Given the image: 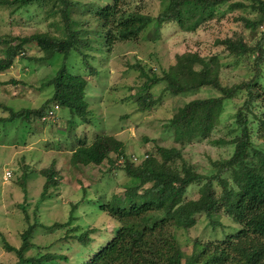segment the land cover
I'll use <instances>...</instances> for the list:
<instances>
[{
    "label": "trees",
    "instance_id": "obj_1",
    "mask_svg": "<svg viewBox=\"0 0 264 264\" xmlns=\"http://www.w3.org/2000/svg\"><path fill=\"white\" fill-rule=\"evenodd\" d=\"M77 5L75 0H0V7H8L13 13H27L26 22L36 26L48 23L51 16L58 14L65 31L63 37L47 29L28 35L10 32L0 35L3 47L0 72L10 69L17 57L49 61L56 53L62 54L61 67L45 84H52L54 89L49 101L66 108L64 130L79 128L81 135L69 147L72 150L67 156L69 173L74 176L76 168L100 166L106 160L109 163L107 177L114 179L123 172L130 180L120 195L114 191L110 194L96 191V199L92 201L96 213L113 223L105 245L98 249L91 246L94 229L79 232L78 224L69 228L78 216L73 214L78 202L69 204L67 219L47 222L46 215L40 214L44 206L36 203L29 214L27 206L30 205L26 206L23 195L19 205L23 224L3 227L5 234L15 233L19 245L10 244L0 230L3 247L15 254L14 264H70L71 257L80 264H264V0H169L156 16L140 11L138 4L134 5L135 10H130L129 0H111L95 9L101 29L93 36L83 35V29L73 28L70 10ZM34 7L40 11H32ZM191 7L198 13L197 17L192 12L189 14L193 21L187 28L193 32L197 31L200 21L221 19L236 11L234 20L240 28L228 37L216 39L215 43L223 45L226 58H230L225 65L245 69L241 79L233 84L221 82V69L225 67L221 53H176L170 65L159 66L158 70L138 60V76H144L145 81L139 92L120 98L119 103L124 104H118L117 109L129 110L128 106L132 105L133 113L137 114L162 105L165 95L192 96L203 88L207 96L186 101L170 118L161 121L162 131L169 134L167 145H159L153 138L142 139V142H155L153 152L127 153L124 141L115 133L94 135L100 122L95 116L96 110L103 108L107 96L112 104L118 96L107 85L100 90L106 97L95 102L94 111L89 109L86 90L91 86V78L109 80L111 76L107 59L100 61L108 54L101 47L117 40L138 41L139 34L152 24L156 33L165 22L185 26L183 13L191 11ZM44 8L49 15H42ZM24 49L34 50L35 55H28ZM69 56L80 61L81 64L78 61L74 64L87 69L90 76L80 73V69L77 74L71 73L66 62ZM17 82L11 78L0 81ZM0 109V121H4V125L15 116L27 122L28 138L30 132H34L33 121L53 123L52 117L44 113V104L36 109L13 111L0 103ZM7 110L9 113L3 114ZM55 119L57 122L58 117ZM197 143H203L205 163H187L182 149ZM44 144V147L55 148L50 139ZM60 144L58 139V149ZM224 146L228 149L227 156L216 157L210 153L212 147L217 150ZM56 152L51 157V165L38 173L45 178L41 195L44 198L50 195L61 206L64 199H58L55 190L60 151ZM112 153L116 154L114 160ZM134 156L141 158L138 163L133 160ZM119 157L124 162L115 164ZM196 166L201 170H196ZM33 171L30 167L24 169L20 175L21 187ZM187 194L194 196L186 200ZM201 225H204L203 231L185 237L183 244L191 246L190 253L185 255L175 230L198 232ZM62 229H66L62 237L50 243L39 241V235L55 234Z\"/></svg>",
    "mask_w": 264,
    "mask_h": 264
},
{
    "label": "rangeland",
    "instance_id": "obj_2",
    "mask_svg": "<svg viewBox=\"0 0 264 264\" xmlns=\"http://www.w3.org/2000/svg\"><path fill=\"white\" fill-rule=\"evenodd\" d=\"M168 1L129 0V9L132 11L135 10L134 5L136 6L138 4L140 5V11L148 13L151 16H156L164 9ZM75 2L78 5L70 10L73 28L83 29V35L88 33L89 36H93L97 30L101 29L99 22L95 18V9L104 6L105 3L111 2V0H75ZM31 10L40 11L36 7ZM10 11L8 7H0V35H4L7 32L15 35H28L39 29L41 31L47 29L53 35L59 37L65 35L63 22L58 14L51 16L48 23L43 22L36 26L26 22L25 16L27 17V13L23 11H15L14 13L11 11L12 13H10ZM191 12L193 15L195 14V17L198 15L196 8L193 9L191 7V11L185 10L183 13L185 26H180L175 22H165L163 23L164 26L156 33L157 29L152 24L139 34L140 40L138 41L117 40L110 46L103 45L101 47L103 51L108 53H105L107 57L104 58L102 56L100 61L103 62L107 59L106 62L111 69L110 82L105 78H99L96 81L91 78V86L86 90L87 99L90 102L89 109L92 111L95 110V102L104 95L101 94L100 90L107 85H110L118 96L117 101H114L115 99L113 100L114 104L111 103L109 96H103L107 100L102 109L96 110L97 113H95V116L100 122L99 126L94 130V132L96 131L94 135L104 132L109 134L115 133L118 138L124 141L127 153L134 152L136 155L147 151H154L155 142L151 140L142 142L144 137L155 139L159 145H167L170 143V138H168L169 134L162 131L161 121L170 118L176 108L186 101L197 97H206L208 93L206 89L203 88L192 96L185 94L165 95L162 105H159L156 109L144 112L138 111L137 114L133 113L135 110H133L132 105L128 106L129 110H119L117 109V105L124 104L119 103L120 98L126 97L124 95L131 96L139 92L140 85L145 81L144 76H141V78L138 76V70L136 69L138 60L143 63H148L158 70L160 67L166 68L170 65L176 53L197 51L201 55L221 53L220 59L222 63L225 65L227 62H230V58H226L223 45H217L215 40L228 37L240 28V24L234 20L236 11L229 12L221 19L200 21V26L194 32L187 28L193 21L189 15ZM45 14H47V11L44 8L42 15ZM2 49L3 47L0 46V57L2 56ZM24 50L30 56L35 55L32 49ZM99 52L104 55V52L100 50ZM77 61L73 56H69L66 59L70 72L77 74L80 69V73H87L90 76L87 69L81 65L80 68V66L74 64ZM78 63L81 64L80 61ZM61 65L62 54L59 53H56L49 61H28V59L17 57L10 69L0 73V81H6L10 78L18 81L14 84L0 83V103L7 105L13 111L20 108L36 109L43 104L45 106L47 103L49 106H52L53 103L48 100L52 97L53 85L45 84V82L54 77ZM243 70L245 69L237 68V66L231 67L225 65L221 69V82L223 84H233L239 81ZM8 113V110L5 113L3 112L5 115ZM112 113L115 115L112 116ZM119 116H122L121 120ZM57 117V122H47V124L43 123L44 125L41 121H33L31 125L34 127V132H30L29 138L26 132L28 129L27 122L22 121L19 116L6 120L5 125L3 123L4 121H0V230L4 233V225L8 229L9 225L23 224L22 210L19 205L23 201L24 195V200L30 203L29 207L26 203L28 213L32 214L36 203H40V206L45 207V209H40V214L46 215L47 222L67 219L71 209L69 204L71 202H78V208L73 213L78 216L74 218L69 228L74 227L76 224L81 227L79 232H83V230L89 228H98V230L93 232L95 236L94 243L106 241L107 234L109 235L112 231L113 223L104 215L96 213L92 201L96 199V191H106V194L114 191V193L120 195L124 192V187L129 184L130 179L123 172H119L114 179L107 177L109 163L106 160L100 166L90 165L89 167H78L76 168L77 174L72 176L67 169V156L68 152L72 151L69 147L72 146L75 138H79L81 135L78 131L79 128L77 131L74 129H71V131L64 130L66 128L65 121L67 117L65 107H61L57 111ZM17 124L18 127L15 126ZM102 125L103 128H101ZM106 125L107 127H105ZM36 133L40 135L37 136ZM48 139L53 141L55 148L58 147L59 139L61 141L59 149L52 148L51 146L44 147V143ZM86 140L89 141L88 138ZM203 148V143H197L193 147L188 146L182 149L186 162L188 163L189 161L198 165L205 163ZM56 151H60V153L56 161L59 177L55 190L58 192V199L61 197L64 199L61 202V206L58 205L59 203H55L54 198H51L50 195H47L45 198L41 195L45 178L38 173L41 168L51 165V157L53 154H57ZM210 153L216 157H225L228 154V149L225 146L217 150L212 147ZM115 155L114 153L111 154L113 160ZM139 159L141 158L136 159V156L133 157V160L137 161V163L140 161ZM116 162H122V158H117ZM26 167L33 168L34 171L28 175L25 180V185L21 187L20 175ZM7 169L13 172V178L3 182L2 175ZM35 169L37 172H35ZM195 169L201 170V167L196 166ZM81 176H86V178H81ZM149 186L148 184L147 187ZM50 189L52 188L50 187ZM193 196L192 194H187L185 198L187 200ZM32 219L30 216L29 223H31ZM25 221L28 222L27 220ZM203 226L201 225L199 227L198 232L194 229L191 231H182V229L175 230V235L185 255L190 253L191 248L190 245L183 244L185 237L197 235L203 231ZM64 230L66 229H62V232H55V234L51 235H39V241H47L46 243H50L53 239L62 237L65 232ZM206 232H210V229L207 228ZM102 234H105V237H102ZM4 235L10 244L19 245L15 233H4ZM184 254L182 255L183 257L185 256ZM15 261V254L13 252H7L0 239V264H14ZM77 263L78 261L74 260V257H71L70 264Z\"/></svg>",
    "mask_w": 264,
    "mask_h": 264
},
{
    "label": "clouds",
    "instance_id": "obj_3",
    "mask_svg": "<svg viewBox=\"0 0 264 264\" xmlns=\"http://www.w3.org/2000/svg\"><path fill=\"white\" fill-rule=\"evenodd\" d=\"M1 73V72H0ZM50 100V99H49ZM48 100V101H49ZM47 101V102H48ZM45 107V111H44V113H47L48 114V116L49 117H52V121H53V123H55V118L57 117V111L58 110H60L61 109V107L62 106H60L58 103H54L52 106H49L48 105V103L44 106ZM46 117V116H45ZM44 118H42V120H43ZM124 161L122 160V162H120V163H123ZM115 164H118L117 162L115 163ZM12 171L10 170V169H7V170H5L4 171V173H3V175H2V181L3 182H5V181H9V180H11L12 178H13V175H12ZM61 198H63V197H61ZM60 198V199H61ZM54 201H55V199H54ZM27 204H29L30 205V203H27ZM44 209H45V207H43ZM42 208V209H43ZM92 229V228H91ZM94 230L92 231V236H93V238H95V236H94V234H93V232L95 231V230H98V228H93ZM103 232H104V230H103ZM102 237H105V234H102ZM106 241H107V239H106ZM106 241H100V242H96V243H94V241H93V243L91 244V246H92V248H95V249H98L100 246H103V245H105V242ZM16 246V245H15ZM94 249V250H95ZM10 252V251H9ZM77 264H80V262L78 261V263Z\"/></svg>",
    "mask_w": 264,
    "mask_h": 264
}]
</instances>
